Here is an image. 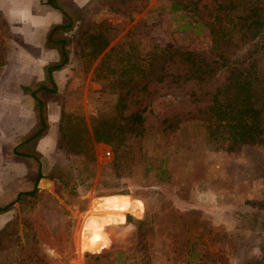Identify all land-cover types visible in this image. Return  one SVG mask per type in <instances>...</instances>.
<instances>
[{"label": "rangeland", "instance_id": "rangeland-1", "mask_svg": "<svg viewBox=\"0 0 264 264\" xmlns=\"http://www.w3.org/2000/svg\"><path fill=\"white\" fill-rule=\"evenodd\" d=\"M60 2L70 27L55 35L67 40L75 77L48 96L63 107L58 146L45 155L35 149L42 136H33L40 118L31 89L22 88L21 112L0 106L5 124L0 134L6 130L14 136L8 145L0 144V207L32 189L40 169L44 177L38 186L56 195L75 223L58 235L66 239L64 259L43 240L13 241L0 243V264L38 256L52 264H92L93 254L84 255L82 248L87 212L116 215L122 224L109 229L111 244L105 250L119 264H264V111L254 114L257 127L249 136L232 108L222 113L213 108L216 98L231 96L232 71L248 65L240 64L249 50L264 76V38L245 42L240 28L242 9L259 8L264 0H93L86 7ZM20 23L0 12V72L12 56L32 49L20 36ZM51 28L45 42L57 49L48 39ZM3 99L0 94V104ZM138 110L144 116L142 136L117 148L95 140L94 123L114 124ZM19 120L25 129L15 136L6 126ZM21 140L23 159H10ZM89 144L92 149L77 152ZM81 156L87 161L83 177L93 179L90 190L83 196V187H64L60 197L48 174L74 178L78 173L71 171V161ZM118 190L129 193L97 195ZM28 200L33 197L7 210L18 222L16 231L22 237L31 233L26 224L33 219L52 231L58 221L49 202L42 199L33 209ZM126 213L131 214L123 224ZM133 216L142 223L133 224ZM41 233L45 238L48 231Z\"/></svg>", "mask_w": 264, "mask_h": 264}, {"label": "trees", "instance_id": "trees-1", "mask_svg": "<svg viewBox=\"0 0 264 264\" xmlns=\"http://www.w3.org/2000/svg\"><path fill=\"white\" fill-rule=\"evenodd\" d=\"M175 5V6H174ZM56 7H58L56 5ZM173 7L176 9H181V6L178 4L173 3ZM246 12L243 16L240 17L242 21V37L245 35V42L246 41H254L258 38H264V4L257 8V7H247V9H242ZM70 27L69 24H59L55 25L51 28L49 32V41L50 44H55V47L59 50L61 60L57 63L50 64L48 66V72L51 74L52 70L57 69L65 65L69 61V54L66 51V38H56V33L60 30H66ZM112 51V50H111ZM254 52L248 51L247 55L244 57L243 61L240 65L248 64L246 67L243 68H235L232 73H234V82L232 85V94L225 100L221 101L216 98L213 108H218L222 113L224 109L228 107L232 108L233 112L240 115V123H246L247 129L246 133L250 136V131L253 128H256L254 120H251L254 117L255 113H258V110L264 111V76H260L258 70L256 69V60L253 58L249 59ZM187 55H193L191 52H186ZM195 64H193V67ZM231 67V66H230ZM230 83L229 85H231ZM45 88H49L46 86L45 83H41L40 87L37 90L32 91V94L36 101V106L38 107L39 111V118H40V128L33 136H43L48 127V119H47V103L45 98L42 96V91ZM231 88V87H230ZM51 89V88H50ZM52 91V90H50ZM231 93V92H230ZM230 101V103H229ZM217 104V105H216ZM144 121V116L142 113L138 111H134L129 115L121 116V121L115 122L114 124L109 123L108 121H103L102 119L94 123L92 125L94 138L97 142H105L113 147L117 148L122 144L127 145L128 140L132 136H142L143 135V127L142 123ZM31 136L29 139L25 141H30L32 139ZM248 136V135H247ZM70 145V143H69ZM129 145V144H128ZM73 145H70L71 149ZM87 149H92V144L89 146H81L80 150L77 152L83 155L84 151ZM27 155V154H24ZM81 156L80 158H73L72 159V169L71 171H76L78 174L74 178L67 179L63 175H58L56 171H51L48 174V178L55 180L57 183L56 193L60 197H62L61 188L64 187L72 188L75 190L78 187H83V196L87 194L90 190L92 178L91 176L83 177V162L85 164L86 159ZM37 160L39 162L41 168V160L40 156H37ZM116 166V164H114ZM91 170L94 169L91 167ZM72 171V172H73ZM70 172V173H72ZM44 175L42 171L39 169V176L38 180L35 183V186L27 191H21L17 194V196L6 204L4 207H0V211H7L11 207L14 206L17 202L24 201L27 197H33V200H28L31 203L32 208L35 209L37 205L40 204L42 199H45L49 202L50 208L49 213L56 215L57 225L49 231L42 222H37L34 219L26 224L27 228H30L31 233L24 232L23 237L17 232L18 222L11 221L8 223L7 227L0 231V243H12L13 241L18 242V245L23 244H39L42 240L49 243L52 248H56L57 252L62 255L64 259L67 252L66 246V239L65 238H58L60 231L70 230L74 227L75 220L72 218H66L69 216V212L65 208L64 205L60 204L56 195L50 193L49 191L43 190L38 186V181L43 178ZM100 189V188H97ZM128 191H114V192H102L97 193V195H107V194H128ZM32 209V210H33ZM82 210H85V207H81ZM127 214L124 217V221L127 223ZM135 216V214L133 213ZM116 215H110L109 213H90L87 212L83 216V225L85 228L83 229L82 233V248L83 254L86 255L92 253L93 263L92 264H119L117 262V258L114 256L115 259H111L113 252L106 253V249L110 247L111 239L109 238V229L122 225L121 223H116L117 220L115 218ZM133 216V224L139 225L142 223L143 219H137ZM45 218H42L40 221H44ZM53 224V221L50 222ZM146 224V221L143 222L142 225ZM141 225V227H142ZM52 227V225H51ZM140 227V228H141ZM142 229V228H141ZM17 230V231H16ZM42 231L47 233L45 236L41 233ZM15 237V238H13ZM51 241V242H50ZM105 251V252H104ZM128 257V256H127ZM128 260L126 259V262ZM19 264H52L48 259L44 257H23L21 258ZM57 264V263H56Z\"/></svg>", "mask_w": 264, "mask_h": 264}, {"label": "crops", "instance_id": "crops-1", "mask_svg": "<svg viewBox=\"0 0 264 264\" xmlns=\"http://www.w3.org/2000/svg\"><path fill=\"white\" fill-rule=\"evenodd\" d=\"M60 1L61 0H0V12L8 16L11 21L21 22L20 24H22V27H19L23 32H21L22 35L20 36L23 41L31 44L32 48L31 51H26V53H24V51L21 50L20 55L12 56L8 66L0 72V94L4 98L3 101H5L2 102L0 106L2 110H19L21 112V102L24 95L22 90L23 86L31 89L29 90V94L32 99H34L32 91L37 90L41 83H45L46 86L49 87L45 88L41 93L45 96L47 103L49 129L46 134L38 139L36 143L37 146L35 147L36 151L43 155L54 152L57 149V134H59L60 131L63 110L59 100H56L57 97L48 99V96L57 91L60 93L75 77V67L71 57L62 67L52 70L51 74L48 72V66L60 61L61 57L57 49L49 47V45L46 44V33L55 25L65 24L66 19L69 18L64 9L56 7V5H58L66 8ZM73 1L80 7H86L93 0ZM43 34L44 38H42ZM9 97L14 101L11 102V100H7ZM30 100L31 99H29V101ZM19 115L21 117L22 114ZM9 123L13 125L8 124L6 127L15 132V136L21 135L24 132V122L17 121V123ZM0 126H5V124L1 121ZM13 139L14 136L10 138V133H7L6 130L0 134V144L8 145ZM21 142H23V140L13 146L12 151L14 156H10V159L16 161L23 159V154L18 152V145ZM1 157H3V155H1ZM0 161L1 164H3L1 159ZM11 166H13V164H11ZM11 166L10 168H12ZM14 172L17 173V170ZM0 214H3V216H0L2 217L0 229H2L8 221H11L13 216L9 211Z\"/></svg>", "mask_w": 264, "mask_h": 264}]
</instances>
